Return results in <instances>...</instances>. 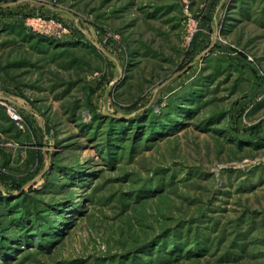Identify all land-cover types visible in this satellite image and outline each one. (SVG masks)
Here are the masks:
<instances>
[{
    "label": "rangeland",
    "instance_id": "obj_1",
    "mask_svg": "<svg viewBox=\"0 0 264 264\" xmlns=\"http://www.w3.org/2000/svg\"><path fill=\"white\" fill-rule=\"evenodd\" d=\"M0 264H264V0H0Z\"/></svg>",
    "mask_w": 264,
    "mask_h": 264
},
{
    "label": "built area",
    "instance_id": "obj_2",
    "mask_svg": "<svg viewBox=\"0 0 264 264\" xmlns=\"http://www.w3.org/2000/svg\"><path fill=\"white\" fill-rule=\"evenodd\" d=\"M41 19L35 20L36 23H38L39 26H37L38 30L42 31L45 30V32L51 31L50 28L48 27L47 29L44 28V26H41V23L43 21H40ZM2 105L5 107L6 112L8 113L9 117L18 120L20 118L19 112L16 110L15 106L9 102L8 100L1 101Z\"/></svg>",
    "mask_w": 264,
    "mask_h": 264
},
{
    "label": "water",
    "instance_id": "obj_3",
    "mask_svg": "<svg viewBox=\"0 0 264 264\" xmlns=\"http://www.w3.org/2000/svg\"><path fill=\"white\" fill-rule=\"evenodd\" d=\"M5 98H7V97H5Z\"/></svg>",
    "mask_w": 264,
    "mask_h": 264
}]
</instances>
